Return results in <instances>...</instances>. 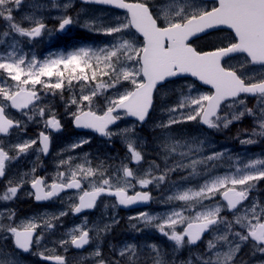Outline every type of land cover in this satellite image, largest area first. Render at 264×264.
Here are the masks:
<instances>
[{
    "label": "snow or ice",
    "instance_id": "6c2138e0",
    "mask_svg": "<svg viewBox=\"0 0 264 264\" xmlns=\"http://www.w3.org/2000/svg\"><path fill=\"white\" fill-rule=\"evenodd\" d=\"M22 2L23 0H0V18L8 23V30L0 33V42H7L8 38L13 41L8 44L10 50L0 54V73L3 74L0 78V134L8 135L13 129L20 132L25 130V123L12 118L7 111L9 108L23 113L28 121L37 118L43 120L45 130L39 131L36 138L19 140L11 149L6 150V146L0 144V178L6 176L11 162L27 155L38 143V152L47 155L51 132L62 130L63 125L56 114L46 109L45 95H54L56 90L62 92L65 82L69 85L73 81L88 84L104 76L109 77L108 81L95 84L87 94L82 92L78 98L73 97L68 101L69 105L76 106L70 112L74 127L94 130L109 139L113 135L127 136L132 129L117 132L110 130V126L124 117H134L143 123L153 109L154 94L166 88L168 83L174 82L175 78L191 76L202 85L211 86L212 91L200 93L197 90L194 95H182L179 103L168 109L170 114L175 115H169L167 122L159 125L160 128L169 129L175 124L197 121L209 129L219 130L248 116L256 118V127L240 143L252 144L256 142L254 137L264 138V71L258 79L248 77L243 72L238 74L229 63L234 56L243 54L247 64L258 65L264 70V0H213L211 6L197 3V0H164L161 4H156L153 0H137L135 3H128L126 0H87L125 9L130 18L126 23L96 29V34L113 36L114 42L99 48L79 46L43 60L27 56L15 43L17 37H40L47 27L41 20L31 16L24 18L30 22V26H22L13 16ZM72 23V17H63L59 22V31H64ZM130 27L140 34L142 44L122 37L117 39L115 34H121ZM218 29H227L230 35L214 44L211 50L193 46V37L201 39V34L210 36V30ZM123 81H127L132 87L119 90L117 86ZM194 88V84L188 85L190 93ZM97 89H116V94L106 99L105 107L100 111L93 109ZM248 97L255 98V110L247 106ZM90 142L89 139H80L70 147L74 150ZM202 145L203 141L189 144L169 137L162 146L165 155L187 147L188 151H180L179 156L188 158L189 163L178 160L156 175L153 169L159 170V165L153 162L143 175H138L129 164H140L144 160V154L133 139H127L129 163L121 162L116 168L115 177L106 174L102 167L72 165V158L69 157L58 162L57 176L51 183H46L43 176L34 175L30 181H25L24 176L28 173L15 183L9 180L6 190L0 195V201L16 198L20 188L28 182L32 189L30 195L36 202L48 201L66 190L80 191L78 203L70 208L73 215L94 210L102 195L116 197L121 206L148 202L152 199L151 193L136 192L129 195V188L136 184L144 188L152 184L159 186L166 181L169 172L178 170L191 169L189 175H194L197 164L219 160L224 155L217 151L202 160L190 159L194 152L201 151ZM65 166L66 171H59ZM32 173H35V168ZM95 177H99V182L93 179ZM262 180L264 159H253L234 172L208 176L196 190L189 187L169 195L168 201L180 203L163 217L142 212L131 219H138L145 226L155 227L166 239L174 242V251L197 245L206 233L211 235L220 232L213 239L207 240L203 253L195 257L189 256L181 264H193L194 259L197 264H244L242 259H237L244 245H249L252 255H264V204L258 201H253L250 206L244 204L249 200L256 182ZM85 182L89 185L87 190L84 189ZM217 195L224 202L223 206L210 203L215 201ZM223 209L233 212L234 219L229 220L223 216ZM67 214V211H61L53 219ZM14 217L15 213L10 212L6 218L7 223L0 220V239L10 238L15 250L31 252L33 246L39 245L44 239V232L36 231L41 225L33 220L17 224ZM154 221L157 223L153 224ZM116 222L118 221H113ZM236 226H239V230ZM43 227L52 229L55 225L50 220H45ZM109 227L108 224L103 228L96 225L88 227L85 220L84 224L74 226L70 239H61L59 245L63 247L70 244L76 249H83L93 239L90 232L95 230V236L99 237ZM132 227L136 228V225L133 224ZM147 247L151 252V264H166L157 245ZM143 254L135 244H124L118 254L122 259L116 261L104 259L99 248L94 252L99 257L98 264H141L140 257ZM37 255L44 260L54 261L55 264H67L62 255ZM0 264H17L14 253L0 250Z\"/></svg>",
    "mask_w": 264,
    "mask_h": 264
},
{
    "label": "flooded vegetation",
    "instance_id": "af4514ba",
    "mask_svg": "<svg viewBox=\"0 0 264 264\" xmlns=\"http://www.w3.org/2000/svg\"><path fill=\"white\" fill-rule=\"evenodd\" d=\"M44 2L49 3L51 6L61 4V0H44ZM126 2L135 3L137 2V0H126ZM153 2L156 4H161L164 2V0H153ZM197 2L206 3L208 4V6H211L213 0H197ZM78 4L83 5L80 2H78ZM108 10L114 12V14L119 13L122 15H126L129 18V13L127 12V10L116 8ZM55 13L56 11H53L52 15H54ZM59 22L60 19H55L53 16L49 19V21L43 22L47 26L46 32L49 31L54 33L55 30L59 31ZM26 26L29 27L30 25ZM68 27L69 25L66 26V29ZM130 29L137 36L138 41L142 43V37L140 36V34L134 31L133 28L130 27ZM61 35L62 34H60L58 38L57 45H61ZM212 35H220L218 36L220 40H216V43H219V41H221V35H226L227 37L230 35V33L227 29L213 30L211 31L210 36H203L201 39H193V46L203 50L212 48L216 43H212L211 47L206 46V40H208ZM121 36L126 37V32L121 33ZM73 38L76 39L77 36H74ZM200 42H203V45L199 44ZM51 44H54V40L51 42ZM34 45L37 46L38 44ZM45 45L46 43L44 42L41 47H45ZM240 57L245 59L243 54H239L234 56L229 61V63L235 68V70H237L238 73H241L242 70L236 66L235 62ZM250 66L253 67V65ZM181 80L195 82L194 79L190 78H183ZM84 85L87 86V84ZM161 90L162 89H160L159 92L155 95V103L148 120L143 123L135 121L137 125L136 137L126 138L123 136L113 135L111 139H109L108 137L104 136L98 137L91 131L80 130L73 126V121L69 111L66 110L64 106L62 107L61 104L73 97L78 98L81 95V87L78 91H75L70 87L69 84L65 83V88L62 90V92L59 91L55 95H52L53 99H55L52 103V106L55 110L54 113L63 125V128L59 132H51L49 153L47 155L40 153L39 165L37 164L35 173H28L27 176H24L25 181H30L34 175L35 177L43 176L46 178V183H51L52 180L57 176L58 162L62 159H68L69 157L72 158V165L83 164L85 167H102V169L106 171V174H110L115 177L117 175L116 168L121 164V162L129 163L127 160V139H133L136 145L144 154V160L141 161L140 164H129V166L133 167L134 171H136L138 175H143V173L153 162L159 165V170L153 169V172L156 175H159L160 171L164 170L166 166H172L178 160L182 161L185 164L189 163L188 158H182L179 156L180 151H188L187 147L177 149L176 153L168 154L167 156L165 155L162 146L169 137L181 142H188L189 144H192L193 142H195V144H199V142L203 140V136L209 133V146L205 144L202 145L201 151L194 152L191 155L190 159L202 160L205 156L220 151L221 146H225L227 148V152L224 153L221 159L215 161H206L205 163L197 164L196 174L194 175H189L191 169H186L183 171L178 170L175 172H169L166 181L159 186L152 184L144 188L139 184H136L135 187L129 188V195H133L136 192L151 193L152 199L148 202H140L129 206H121L118 204V200L116 197L111 195H102L98 198L97 206L93 211L85 212L79 216H75L72 214L74 218L71 221L69 218L62 217L53 220L52 223L55 225L53 229L56 230L53 234L46 233L43 227H38L36 231L38 233L43 231L44 239L40 242L39 245H34L31 252L24 253L15 250L13 248L11 239L7 240V243L9 245V247L6 248L7 251L14 253L15 257L20 261H23V263L25 264H55L54 261L44 260L40 258L37 253H44L45 255H62L66 258L67 264H73L72 261L77 257H86L85 259H82L78 264H91L92 262H95L99 259V257H96L94 255V252L97 248L100 249V252L104 259H106L107 261H116L118 259H122L118 254L120 248H122L124 244H135L137 245L138 250L144 253L140 257L141 264H151V252L147 247L151 244L157 245L166 264H181V261L186 260L189 256L195 257L204 252L207 240L213 239L216 235L220 234L219 231L214 232L211 235L206 233L204 239L198 242L197 245L174 251V242L166 239L158 232L155 227L151 225L145 226L143 221L138 219H131L132 217H128V215H135L136 217L139 213L147 212L149 215L163 217L167 212L175 207L177 203H180L177 201H168L167 197L169 195H173L176 191L183 190L189 187L193 190H196L203 183V181L208 178V176L221 175V170H223L222 172L225 173L234 172L236 168H242V166L248 161H251L253 159H264V138L257 137L255 139L256 142L252 144H241L240 140L246 139L248 137L237 133V131L239 132L242 129L240 128L239 122L229 126L226 129L222 128L219 130L209 129L207 126L202 125L196 121L192 123L190 127L180 128L176 125H173L169 129L156 128L155 131H152V129L150 131L148 126L153 125L154 123L152 122V119H154L155 115L157 114V109L159 108L158 104L160 102ZM248 98L249 101L255 100L254 97ZM73 109L75 110V108ZM122 123L123 121L113 128H110V130L114 131V129H116ZM124 124L125 123H123L122 125ZM43 130H45V128ZM243 132L247 135V132ZM13 134L14 130L10 131V133L5 136L10 137ZM222 138H224L225 141H223ZM80 139H89L91 142L73 150L70 147V145L73 144L71 142L78 141ZM36 147L39 148V143L36 145ZM7 149L8 148H6V150ZM12 154L13 153L10 151V155ZM26 157L30 158L31 156H29L28 153L27 155H23L18 160L13 161L8 165L6 176L4 178H0V195L4 193L8 186V181L11 180V176L13 174L11 172V166L16 167V165L19 164V166H17L16 168L21 167V169H23L29 167L30 162L26 160ZM59 171H66V166L61 167ZM182 177H187V179H182ZM17 178L18 175L12 178V181L15 183L17 181ZM93 179L99 182V177H95ZM88 187L89 185L85 182L84 189L87 190ZM21 190H23L25 194L18 193L17 197L12 200L0 201V205H3L5 207L11 206L13 209H15V217L21 216L20 218L23 219L29 218L30 213H39L40 211L44 210H52L56 206H58L59 203H63V205L71 208L73 204L78 203V197L81 194V192L77 190H66L64 192H61L59 196L54 197L48 201L36 202L30 195V193L32 192L30 183L25 182L19 191ZM27 193L29 195H27ZM257 195H260L261 197L264 195V180L256 182L253 191L250 193L249 200L245 201L244 204L249 206L251 203V199L255 198ZM262 202L264 201H262L261 199L260 203L262 204ZM210 203H218L223 206L224 202L222 201L221 197L217 195L215 201ZM105 205L107 207H105ZM101 209H106L108 211L116 209L120 217L117 220L118 222L113 223V221H111L110 223H108L110 227L102 232L99 237H96L93 231L90 232V236L93 237V239L83 249H76L70 244L63 247L59 245V241L61 239H70L67 238V230H61L63 227H67L68 222L79 220L83 216L94 217ZM222 215L226 216L229 220L234 219V213L229 212L226 209L222 210ZM88 220L91 223L94 222L95 219L91 218ZM58 223L59 225L62 224L61 227L56 226V224ZM155 223H157V221L153 222V224ZM133 224L136 225V228L132 227ZM222 228L223 226H221V229ZM236 229L239 230V226H236ZM250 243L251 242H249V244ZM250 258L254 260H264V255H261L259 253L252 255V250L249 245L242 246L237 259H242L244 261V264H246V262L250 260ZM193 264H197L195 259L193 260Z\"/></svg>",
    "mask_w": 264,
    "mask_h": 264
},
{
    "label": "rangeland",
    "instance_id": "374dc122",
    "mask_svg": "<svg viewBox=\"0 0 264 264\" xmlns=\"http://www.w3.org/2000/svg\"><path fill=\"white\" fill-rule=\"evenodd\" d=\"M25 1L26 0H23L20 8L13 12V16L16 18V20H20L21 23L25 22L27 25H30V22L28 20L24 19L25 17H29V16L35 17L36 19H39L42 22L48 21L50 18H52V16L55 19L59 18L60 20L65 16H70L73 19V23L71 25H69V27L67 29L65 28V30L62 32L55 30L53 33V32H49V31L46 32L47 30H45L40 37H37L35 39H29V38H25V37H17V39L15 41L16 45L19 48H21L27 56H29V57L35 56L40 60L47 58V57H42V56L45 55L47 53V51H51V49H47L46 52L43 53V50H41V49L38 50L34 46V44L41 43V45H43V43L45 42L46 45H49L53 40H55V41L58 40V34L59 33L60 34H66V35H72L69 32L75 33L76 30H78V28H79V29L95 31V32H92V34H93L92 36H103L101 41L98 43H94L93 45H91V43H87V42L82 43L81 42V43H79V46H91V47H95V48L103 47V46L109 44V42H114V38H113V36H111L109 42L102 43V41L105 40L108 37V35L96 34V29L108 27V26H114L117 23H126L129 19L128 16H126V15H122L119 13H116V14H119V15H116V14H114V12L107 10V9L80 5L77 3L76 0H65L64 2H61V4H57L54 6H51L49 3L44 2V0H42V2H39L38 4H35V1H37V0H32V3L30 6H31V8L33 7V9L31 11L27 12V8H25L23 6V3ZM197 3H199V2H197ZM66 4L68 6L64 7V5H66ZM202 4L205 6H208V4H206V3H202ZM53 11H56V13L54 15H52ZM86 25H93L94 27L89 28V27H86ZM5 30H8V23L4 19L0 18V33H2ZM124 32H126L127 36L124 37V36H121V34H115L117 39L122 37L123 39L133 41L137 44H142L140 41H138L137 36L133 33V31L130 28L124 30ZM218 36H220V35H212L208 40H206L207 41L206 46L209 47L210 43H216V40H218V39L220 40V38H218ZM225 37H226V35H221V40H223ZM36 41H37V43H36ZM11 43H13L11 38H8L7 42H0V54H3L6 50H10L8 48V44H11ZM199 44L203 45V42H200ZM79 46H77V47H79ZM63 49L56 48V50L53 53L49 54V56L55 55L58 53H62V52L67 53L68 51L73 50V49H65V50H63ZM235 64L248 77H255L258 79L261 72L264 71L260 67L250 66L249 64H247L245 62V59H243L242 57L238 58L236 60ZM2 76H3V74L0 73V78H2ZM108 79H109V77L104 76V77H102V79L98 78L97 81H95V82H89L87 84V86L84 84L82 85V83H77L76 81H73L72 84L70 85V87L75 91H78L81 87V94H82V92H83V94H87L89 92V90L95 86V84H99L101 82H106V81H108ZM9 83L11 84L12 82L9 81ZM65 83H67V82H65ZM91 84H92V86H91ZM192 84H194V83H192L191 81L172 82V83H169L166 88H163L161 90L160 102L158 104L159 108L157 109V114L155 115L154 119H152V122H154V123H153V125L148 126L150 131H151V129H152V131H155L156 128H160L159 125L161 123H166L168 118H169V115H175V114H170L168 112V109L176 106L179 103L182 95H190V94L194 95L197 90L200 93H208L209 92L206 87L199 86L195 83L194 84L195 88L190 93L188 90V85H192ZM117 87L119 88V90L123 91V90L130 89L132 86L127 81H123ZM59 91H61V90H56L55 94ZM97 92H98V95L96 97H94V99H93V109L100 111L105 107L106 99L109 96H114L116 94V89H107V90L97 89ZM248 99L249 98L246 99L247 106L249 108H253L255 110L256 109V101L255 100L249 101ZM54 100L55 99H53L52 95H45L44 96V102H45L47 110H51L52 112L55 111L53 106H52V103L54 102ZM68 101L69 100L64 101L61 104V106L62 107L64 106L65 109L68 110L70 113L71 111H74L73 108H75L76 106L75 105H69ZM184 111H187V109H185ZM8 113L10 115L18 117L21 121H23L25 123V130L23 132L16 131L10 137L0 135V144L6 146V148H8V149H11V146L13 144L17 143L21 139L36 138L38 132L40 130L44 129V121L40 120L39 118H37V120H34V121H28L27 118L23 115V113H20V114L15 113V111L11 108L8 109ZM250 118H251V120H250ZM246 119H247V121H246ZM194 122H196V121L179 123V124H175V125L177 127L184 128V127H190L191 124ZM123 123H125V124L122 125ZM123 123L120 126H118L116 129H114V131L118 132L122 129H132L133 130L132 132L128 133L127 136H123V137H126V138L136 137L137 136V134H136V130H137L136 123L134 121L130 120L128 117L123 118ZM235 123H237V122H234L231 125H233ZM239 124H240V128H242V129L239 132L237 131V133L247 136L243 131L250 133L253 130V128L256 127V118L245 116L244 119L239 121ZM231 125H229V126H231ZM208 135H210V134L207 133L203 136V140H202L203 145L205 144V145L209 146L208 141H210V140L208 138ZM114 136H116V135H114ZM118 136H121V135H118ZM256 138L257 137H254V139H256ZM222 139H223V141H225L224 138H222ZM75 142L76 141H73L71 143L74 144ZM229 148H230V146H229ZM220 152H223V153L227 152V148L225 146H221ZM28 153H29V156H31L30 158L26 157V160L28 162H30L29 167L21 169V167L16 168L17 166H19V164L16 165V167L11 166V172L13 173L11 176V180L16 175H18V178H17V181H18L21 178V176H24L25 173H29V174L32 173L33 168H35V170H36L37 164L39 165L40 152H38V148L36 146H34L33 149L29 150ZM22 156H20V157H22ZM242 168H243V166H242ZM222 171L223 170H221V173H222L221 175L226 174L225 172H222ZM18 193H24V192H23V190H21ZM257 193H259V192H257ZM27 195H29V194L27 193ZM261 199H262V201H264V195L262 197L260 195H257L255 198L251 199V203L253 201H258L260 203ZM251 203H250V205H251ZM262 204H264V202H262ZM68 205H70V204H68ZM1 210H2V213H0V220H3L5 223H7L6 218H7L8 214L10 212H14L15 209H13L11 206H8L5 208H1ZM61 211H67L68 212V214L65 216H62V218H69L70 221L74 218L70 208H68V206H66V205H63V203H59L58 206H56L52 210H44V211H40L39 213H30L29 218H26V219L20 218L21 216H17L13 219L17 224L25 223L28 220H33L37 224L41 225V227H43V223L45 220H50L52 223V221L55 220V219H53V217L57 216ZM128 217H135V215H128ZM91 218H94L95 220H94V222L90 223L88 219H91ZM119 218L120 217H119L118 211L116 209H114L112 211H108L106 209H101L94 217L83 216L79 220H74L73 222H68L67 227H63L61 230L62 231L67 230V238H70L71 229L76 225L84 224L85 220L87 221L88 227H92L93 225H96V226H99L100 228H103L105 224H108L114 220L117 221ZM61 225L62 224L59 225V223L56 224L57 227H61ZM44 230L46 233H49V234H53L56 231L53 228L52 229H45L44 228ZM93 232L95 233V230H93ZM0 240H1L0 241V248H2L3 250H7L6 248L9 247V245L7 243L8 239H6V240L0 239ZM2 249H0V250H2ZM85 258L86 257H77L72 261V263L78 264L81 262L82 259H85ZM98 260L95 262H92L91 264H98ZM16 261H17V264H25V263H23V261H20L17 258H16ZM262 261H264V260H259V259L254 260V259L250 258V260H248L246 262V264H261ZM87 264H89V263H87Z\"/></svg>",
    "mask_w": 264,
    "mask_h": 264
},
{
    "label": "bare ground",
    "instance_id": "6f19581e",
    "mask_svg": "<svg viewBox=\"0 0 264 264\" xmlns=\"http://www.w3.org/2000/svg\"><path fill=\"white\" fill-rule=\"evenodd\" d=\"M31 3H32V0H26L24 3H23V6L25 7V8H27V12H29L30 10H31ZM58 17V16H57ZM49 21V20H48ZM90 35L92 36L93 34H92V32H90ZM56 49H52L51 51H47V53L45 54V55H43L42 57H48L49 56V54H51L52 52H54ZM250 120H251V118H250ZM246 121H247V119H246ZM51 217V216H50ZM51 222V221H50ZM53 222V221H52Z\"/></svg>",
    "mask_w": 264,
    "mask_h": 264
},
{
    "label": "water",
    "instance_id": "95a60500",
    "mask_svg": "<svg viewBox=\"0 0 264 264\" xmlns=\"http://www.w3.org/2000/svg\"><path fill=\"white\" fill-rule=\"evenodd\" d=\"M84 1H87V0H84ZM210 31H213V30H210ZM201 35H203V34H201ZM193 38H194V37H193ZM200 83H201V82H200ZM205 86H206V85H205ZM208 87H211V86H208ZM151 111H152V110H150V112H151ZM149 114H150V113H149ZM130 118L136 120V118H134V117H130ZM147 119H148V117L146 118V120H147ZM146 120H145V121H146ZM145 121H144V122H145ZM118 122H119V121H118ZM118 122H117V123H118ZM111 126H113V125H111ZM111 126H110V127H111ZM78 129H81V128H78ZM84 130H90V129H84ZM91 131L95 132L94 130H91ZM95 133H97V132H95ZM98 134H99V133H98ZM86 211H88V210H86ZM83 212H84V211H83ZM81 213H82V212H81Z\"/></svg>",
    "mask_w": 264,
    "mask_h": 264
}]
</instances>
